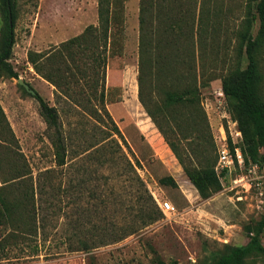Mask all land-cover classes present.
Wrapping results in <instances>:
<instances>
[{"label":"rangeland","instance_id":"374dc122","mask_svg":"<svg viewBox=\"0 0 264 264\" xmlns=\"http://www.w3.org/2000/svg\"><path fill=\"white\" fill-rule=\"evenodd\" d=\"M139 3L140 0L126 1L125 53L109 59L106 69V87H121L118 100L105 103L106 111L96 100L88 103H96L101 109L99 120L78 105L62 99L58 101L56 87L37 71L31 60L32 52H48L81 34L89 25H98V0H15L14 43L7 63L18 76H10L6 67L1 66L0 160L8 170L7 162H3L5 159L21 158L28 164L35 180L42 171L56 167L47 125L40 114V103L20 83L19 79H22L58 108L65 133L71 138V158L67 170L59 173L63 182L58 184L63 188L55 199L56 205L64 209L61 212L64 214L54 221L61 234L64 232L61 224L66 220L74 223L69 228L73 233L81 237L96 234L95 239L101 235L105 237L111 230V222L125 223L131 217L129 209L140 200L138 177L143 179L158 205L159 201L168 200L174 210L165 212L161 209L162 216L141 232L90 251L67 249L59 237L61 234L41 243L35 251L27 242L14 240L10 236V227L0 221V264H154L156 256L168 264H202L226 245L246 244L249 227L264 215V203L243 178V170L238 166L220 175V191L202 198L141 104L137 82ZM252 6V0H219L213 34L215 48L206 51L215 57L212 68L216 78L209 87L202 88L201 98L217 148V163L220 147L230 146V139L233 145L235 141L242 142L220 89L224 74L247 64L240 32L250 7L254 11ZM7 14V6L0 0V53L9 26ZM259 28L257 18L252 29L254 36ZM211 40L210 36V43ZM259 61L264 73V43ZM112 121L119 132L107 138L106 143L84 150L83 145L87 147L105 137L112 128ZM170 135L178 143V132ZM112 138L115 142L110 143L108 140ZM103 145L110 146L115 154L110 156L106 148H98ZM126 160L132 163L136 172L129 170ZM165 176H172L177 186L161 184L159 180ZM10 179L8 174L0 173V188L5 185L15 188ZM65 186L71 187L69 192ZM29 188L33 189L31 185ZM93 189L97 196L92 193ZM34 190L38 201L37 182ZM96 224L99 227L93 228ZM261 240L264 244V232ZM251 264H264V257Z\"/></svg>","mask_w":264,"mask_h":264},{"label":"trees","instance_id":"16d2710c","mask_svg":"<svg viewBox=\"0 0 264 264\" xmlns=\"http://www.w3.org/2000/svg\"><path fill=\"white\" fill-rule=\"evenodd\" d=\"M126 1L98 0V25H89L81 34L63 41L48 52L31 53V60L37 71L56 87L58 101L62 99L78 105L99 120L102 116L101 109L96 103H88L96 100L105 110V103L117 101L118 91L121 90V87L107 88L105 77L109 59L125 53ZM252 1L254 11L250 7L240 32L247 64L244 67L239 65L224 74L221 86L228 111L242 133V142L238 144L246 162L263 163L264 73L259 53L264 43V0ZM4 2L9 26L5 46L0 53V68L4 65L10 76L17 77V73L7 63L14 43L15 0ZM218 2L219 0H140L139 3L138 97L183 166L189 180L204 199L222 188L220 175L215 169L217 148L201 98L202 88L209 87L216 78L212 68L215 57L206 51L208 48L214 51L215 48L213 34L218 17ZM257 18L260 28L254 36L252 29ZM30 94L40 103V114L47 125L56 167L42 171L35 180L28 164L21 158L5 159L3 162H7L8 170L4 169L0 160V173L8 174L15 187L5 185L0 188V221L10 227V236L14 240L27 242L30 248L38 251L41 243L51 241L61 234L57 230L59 225L54 221L60 214H64L61 213L64 209L56 205L55 199L63 188L58 184L63 182L59 173L67 170L71 158V138L65 133L58 108L39 93ZM112 123V128L105 137L87 147L83 145V149L98 146L119 132L118 126L113 121ZM183 125L185 128H182ZM171 132H178L181 137L178 143L172 140ZM108 141L115 142L113 138ZM103 146L98 148H106L110 156L115 154L110 146ZM230 148L234 153L235 145L231 139ZM126 162L130 166L129 170L136 172L132 163L129 160ZM137 179V188L141 191L140 200L129 209L131 217L121 225L111 222V230L105 237L101 235L96 239L93 238L96 234L81 237L73 233L69 228L74 223L63 221L61 225L64 232L59 237L63 239L67 249L90 251L117 243L156 222L162 216V210L143 179ZM35 182L39 189L38 201L35 197ZM159 182L177 186L172 176L162 177ZM64 188L68 192L71 189L70 186ZM12 192L15 193L13 196ZM96 192L95 189L92 190L94 196L98 195ZM96 227L99 225H93V228ZM248 230L249 241L246 244L226 245L221 252L215 253L202 264H251L264 257V244L261 240L264 215ZM35 240L37 242L33 243ZM154 264L168 263L156 256Z\"/></svg>","mask_w":264,"mask_h":264},{"label":"built area","instance_id":"2783aa9c","mask_svg":"<svg viewBox=\"0 0 264 264\" xmlns=\"http://www.w3.org/2000/svg\"><path fill=\"white\" fill-rule=\"evenodd\" d=\"M220 95L224 97V91L221 86ZM236 122V121H235ZM237 124V123H236ZM238 136L242 139V133L237 127ZM235 141V152L233 153L230 146L227 144L226 146H222L218 149L219 152V160L215 167L217 173L219 175L223 173H227L232 170V168L238 166V168L242 169L243 178L246 179L247 183L254 188L260 201L264 203V162L263 163H254V162H246V159L243 155L242 149ZM160 208L167 212L174 210V205L168 201H159Z\"/></svg>","mask_w":264,"mask_h":264},{"label":"water","instance_id":"95a60500","mask_svg":"<svg viewBox=\"0 0 264 264\" xmlns=\"http://www.w3.org/2000/svg\"><path fill=\"white\" fill-rule=\"evenodd\" d=\"M10 21H12V16H11V14H10ZM19 81H20V83H21L22 85L25 86V88H26L29 92H31V93H35V92H36L34 89H32V88L30 87V85H29L27 82H24L22 79H19Z\"/></svg>","mask_w":264,"mask_h":264}]
</instances>
